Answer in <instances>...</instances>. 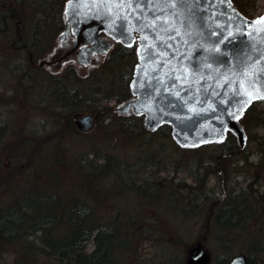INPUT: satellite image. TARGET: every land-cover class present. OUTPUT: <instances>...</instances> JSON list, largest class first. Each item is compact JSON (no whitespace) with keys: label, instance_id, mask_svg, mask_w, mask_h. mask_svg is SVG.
Listing matches in <instances>:
<instances>
[{"label":"rangeland","instance_id":"rangeland-1","mask_svg":"<svg viewBox=\"0 0 264 264\" xmlns=\"http://www.w3.org/2000/svg\"><path fill=\"white\" fill-rule=\"evenodd\" d=\"M4 1L8 0H0V4ZM256 6L255 16L263 12L264 0H256ZM3 11L6 9L3 8ZM29 15L23 27L27 37L33 38L36 16ZM15 28V24L10 27L8 35L11 38H15ZM48 36L49 33L41 46L48 42ZM5 46L9 47V43ZM119 51L114 46L102 58L95 59L97 64L74 69L77 81L69 83L71 88H79L83 94L82 107H86L90 97H96L97 88L102 90L98 95V106L104 103L115 107L120 102L116 94L126 87L132 73L123 65L124 59L117 58ZM117 60L122 62V66L115 65ZM26 70H29L27 55L23 51L19 54L10 48L0 49V215L17 207L27 193L52 190L55 195L59 193V202L64 209L61 206L58 208L63 218L56 224L48 225V234L57 238L66 227L68 211L74 206L86 207L90 214L88 220L94 223L114 222L117 228L109 264H169L172 261L184 264L198 240L211 262L217 263L225 255L215 234L218 226L209 215L212 209L209 204L222 195V183L211 171L206 173L205 168L198 169L196 166L199 162L204 166L208 163L207 166H214L216 161L212 156L227 150L229 141L184 148L177 145L172 137L165 136L162 129L145 132L133 127L125 132L122 128L120 130L114 118L103 115L89 131L64 129L51 138L50 145H47L50 153H47V148L41 151L40 145H34L37 154L41 152V156L54 162L53 168H48L52 176L36 172L33 166L25 164L30 148L22 155L24 145L17 144L32 137L54 136L62 125L63 113L72 106L64 109L59 105L56 93L52 96L51 87L44 82L49 79L44 68H32L30 75L26 74ZM63 74L58 73V76ZM100 77L102 80L98 84ZM74 83L76 86H73ZM105 95L111 96L109 101L105 100ZM254 107L257 111H264V100L254 103ZM246 116L242 123L247 139L241 147L236 138L238 147L232 152L225 184L229 189L242 187L254 197L256 216L247 219L242 228L224 232V241L230 245V251L226 253L228 258L239 253L248 256L254 236L258 235L257 240L264 244V202L258 201L264 194V155L260 150L264 126H256L254 119ZM113 121L115 127H110L111 131L107 132L105 125ZM119 121L124 122V119ZM153 153L156 156L152 160L157 162L158 167L147 163ZM107 158L112 162V166H107L111 168L108 173L88 175L77 172L78 166L90 169V162L98 167L104 165ZM55 171L58 175L54 176ZM202 178L203 188L200 190L196 186ZM51 180L55 184H50ZM250 181L252 187L248 186ZM29 221L23 217L12 237L0 235V264H61L54 257L26 248L23 237ZM41 235L38 232L39 237H35L37 246L44 243ZM91 248L92 241L88 250ZM253 259L257 264H264L260 262L264 261L260 252Z\"/></svg>","mask_w":264,"mask_h":264},{"label":"water","instance_id":"water-1","mask_svg":"<svg viewBox=\"0 0 264 264\" xmlns=\"http://www.w3.org/2000/svg\"><path fill=\"white\" fill-rule=\"evenodd\" d=\"M65 17L59 39L72 25L75 46L59 61L76 52L85 65L113 41L137 44L133 96L115 110L143 115L151 131L169 124L181 147L223 141L228 132L244 146L240 118L264 98V11L250 18L232 0H68ZM74 120L89 129L95 117L79 113ZM208 262L198 241L186 264ZM227 264L248 263L237 254Z\"/></svg>","mask_w":264,"mask_h":264},{"label":"trees","instance_id":"trees-1","mask_svg":"<svg viewBox=\"0 0 264 264\" xmlns=\"http://www.w3.org/2000/svg\"><path fill=\"white\" fill-rule=\"evenodd\" d=\"M10 1H13V5L9 7L7 11H3V7L0 4V15L4 12L10 14L16 13V15H19L23 22H25L27 17L30 16L29 14H34V16H36V28L33 31V38L35 39H42L44 34L50 33L51 40L52 36L63 27L62 11L66 0ZM233 2L245 15L249 17L255 16L254 12L257 9L256 0H233ZM28 10L32 11L30 12ZM21 34L26 41L28 37L26 35L27 31L25 27L22 28ZM5 45L2 43L1 48H10L20 54V51H16L11 44H9V47ZM116 48L120 50V54L117 55V58L124 59L123 65H126L129 69V73H132L134 65L137 61L135 45L123 46L120 44L116 46ZM121 64L122 62H120V60H117L115 63L117 67L119 65L122 66ZM113 67L116 69L115 66ZM71 71L73 72L72 74L68 73L64 76L57 77L58 91L56 97L57 99L63 98L60 105H62V108H65L68 105L72 106V109H68L63 113V122L58 128V131L54 136L50 134L41 138L32 137L28 141L22 140L17 144L24 145V148L21 149L22 155L25 154L28 148H30V151L26 154L27 160L25 164L27 166H33L36 172H41L48 176H52L51 169L48 168H53L54 162H50L44 155L41 156V152L40 154L39 152L37 154L36 149H34V145H40L41 151L47 148V153H50L47 145H50L51 138L58 136L64 131V129H72L77 132L76 127L71 122V112L77 110L96 112L98 119L100 118V120L103 118V115L112 117L117 121V126L120 127V130L123 129L125 132L131 131L133 127L141 129L145 132L147 131L143 126L142 116L133 115L130 118V116L118 114L112 106L103 105L104 103L98 106L100 103L98 95L102 91L100 88H97L95 92L96 97H90V102L85 104L86 107H82L83 105H80V102H82L81 100L83 98V94L80 90L78 88H71L63 82L66 78H69V82L71 80L77 81L78 76L75 74L74 70ZM101 80L102 78L100 77L97 83L99 84ZM75 84L76 83H74L73 86H76ZM128 94L130 95V91L127 84L124 89H121L120 92L116 94V97L118 98V101H121L126 98ZM110 97V95H105V100L109 101ZM8 100L13 101L16 99H3V101ZM256 102L257 101H254L247 108L241 118V121H243V119L247 117L246 115H248L249 118L252 117L254 119L256 126H264V111L255 110L256 107H254V103ZM110 112H114L112 116L109 115ZM121 119H124V122L119 121ZM133 120L135 121L134 123L132 122ZM99 123L102 124L101 122ZM113 123L114 121L105 125L107 132L111 131L110 127H115ZM159 129H162L163 132H165V136L171 137V127L168 124L163 125ZM29 141L32 143L26 144ZM225 141H229V147L227 150H222V152L212 156L216 161L214 166H207L209 163L204 166L202 162H199L196 166L197 168H205L206 173L211 171L222 183V195L216 197L212 204H209L210 208L212 207L209 215L218 226L215 230L216 238L220 240L223 253L225 254L219 260L221 264H225L228 261L226 253H229L230 251V245H228V242L224 241V232L233 228H242L247 219L256 216L253 203L255 200L250 193L244 191L242 187L237 189H229L226 187L225 183L229 177L228 166L232 161V152L236 151L238 146L235 135L230 132L227 133L224 142ZM260 150L261 154L264 155V135L262 137V141H260ZM34 154H36V157H34ZM155 156V153L151 155L147 162L148 165L158 167L157 162L152 160ZM53 160H55L54 157ZM111 163L112 162L108 158L106 159V163L104 165H100L99 167L95 166L93 162H90L88 164L90 169L86 170L78 166L77 172L79 174L85 172L88 175H103L106 171L107 173L109 172L111 168H107V166L109 164L112 166ZM91 168L94 170H91ZM55 175H58L57 171H55L54 176ZM198 181L199 183L196 187L201 190L203 188L201 186L203 178ZM50 184L55 183L51 180ZM248 186L252 187L251 181L248 183ZM58 196L59 193L55 195L52 190L41 191L40 193L37 190H34L25 194L22 197V200L17 204V207H13L11 210H8L0 215V235H3L4 237H12L16 233V229L19 227V223L22 218L27 217L30 221L26 223L25 235L23 237L26 248L31 249L37 254L40 253L43 256L51 258L54 257L59 260L61 264H109L113 256V249L115 248L117 228L114 225V222L94 223L88 220L90 214L86 207L74 206L72 210L68 211L65 217L66 227L63 228V232L60 233L57 238H52L48 234L47 231L50 229L48 225L56 224L61 221V218H63V216L59 215L61 212L58 208L63 205L59 202ZM205 197H208V195ZM258 201H261L260 203L264 202V194L261 195L260 199L258 198ZM21 208H23V210H21ZM38 232L42 234L41 239L44 242L40 246L35 244V237H39L37 236ZM257 238L258 235L254 236V240L251 242L248 252L250 264H257L253 259L256 253L260 252V254L264 255V244H260V241L257 240ZM91 241L93 242V248L88 250V245ZM174 263L175 262L172 261L169 264Z\"/></svg>","mask_w":264,"mask_h":264},{"label":"flooded vegetation","instance_id":"flooded-vegetation-1","mask_svg":"<svg viewBox=\"0 0 264 264\" xmlns=\"http://www.w3.org/2000/svg\"><path fill=\"white\" fill-rule=\"evenodd\" d=\"M2 3H3L2 4L3 6L5 7L8 6L6 2H2ZM8 4L11 5L12 2L10 1V3ZM7 16H10V17H7ZM2 18L4 20V25L1 27V29H6L7 31L9 30L11 20L10 19L7 20V18L13 19V23L16 26L15 28L16 39H13L12 45L17 49H21L20 51H23L27 55V65H28L29 70H26L25 72L27 71L30 72L32 68H44V71H47L46 75H49L51 78L48 80L45 79L44 82L46 85H49L51 87L50 92L52 93V95H55V93L57 94L58 73L66 74V73H69V70L72 68H75V67L86 68L87 67V66H82L79 64L78 56L76 52H73L72 54L63 58L61 61L58 60L62 55L71 51L75 46L74 33L71 28H70L69 34L65 38L58 39L57 38L58 36H56V39L52 41L50 40L44 46H41L43 40H40L39 38L38 39L31 38L30 40H26V41L24 40L23 35L20 34V26H19L22 23V21L18 15H16L15 13L13 14L9 13L8 15H3ZM64 24H65V21H64ZM64 28H65V25H64ZM116 44H120V43H116ZM80 47H83V44H81ZM101 56L102 55L93 54V62L89 64V66L97 64L96 62H94V59H97ZM50 58H54L57 61L51 64H48L46 62H41L44 59H50ZM63 82L67 83V80ZM82 112L83 111H78V113H82ZM82 125L83 124L79 125L78 123H76L75 126L77 129H80V131L83 132ZM184 264H186V260ZM207 264H221V263H213L211 262V260H209ZM248 264H250L249 259H248Z\"/></svg>","mask_w":264,"mask_h":264}]
</instances>
